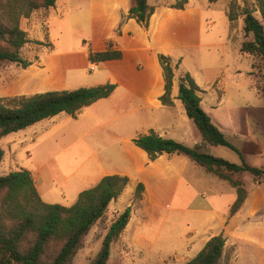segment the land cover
Listing matches in <instances>:
<instances>
[{
    "label": "rangeland",
    "instance_id": "rangeland-1",
    "mask_svg": "<svg viewBox=\"0 0 264 264\" xmlns=\"http://www.w3.org/2000/svg\"><path fill=\"white\" fill-rule=\"evenodd\" d=\"M120 1L123 9L133 3V0ZM179 1L148 0L155 7V13L147 28L136 21L137 27L128 22L130 18L124 15L119 3L108 0H61L62 10L58 14L48 15V9H38L29 17H22L20 27L29 42L23 47L21 57L30 62V66L24 69L12 62H0V103L13 106V100L20 96L97 86L121 68L139 65L154 68L158 57L165 55L170 58L174 76L188 73L195 80L204 111L246 162L264 168V61L258 56L242 55L234 47L252 40L243 30L244 9L254 11L264 25L261 14L264 5L257 0H186L182 9L173 8ZM231 7L236 15L234 21L228 20ZM117 19L119 25L114 30L113 23ZM194 19L196 24L183 32L186 24L193 23ZM148 29L152 30V35L147 34ZM160 31L175 33V36L182 33L181 42L171 44L165 34L158 33ZM229 33L232 42L228 39ZM115 34L123 38L115 40ZM37 37L42 41H36ZM137 37L141 44L135 42ZM111 40L124 48L125 60L91 64L89 52ZM136 49L144 50L140 57ZM179 104L181 111L175 118L182 122L181 115L187 117L180 101ZM112 106V101H101L75 116L70 115L69 119H47L40 125L3 137L0 176L24 169L21 167H32L40 158L50 157L60 166L51 182L52 202L66 207L75 180L69 175L78 167L76 156L81 159V152L75 145L71 147V143L84 138L101 158L106 150L113 149L112 139L104 133L109 127L101 124L105 121L102 116L110 112ZM190 122L193 129L185 144L188 147L196 146L200 138L198 129ZM61 130H69V148L65 138L59 139L60 135L53 141L55 133ZM125 131V135L128 134ZM28 134L36 135L34 143L29 142ZM140 136L143 135L137 138ZM52 141L53 148H50ZM210 154L241 164L240 156L228 147L210 146ZM194 168L187 170L171 206L146 210L144 202L140 207L144 214L139 209L131 214L126 229L112 244L106 264H187L204 247L208 233L221 234L218 218L213 216L214 223L208 229L197 210L213 202L215 209L224 211L229 197L223 192L217 197L216 192H221L225 185L202 168ZM192 170L197 171L191 175ZM64 179L66 181L62 182ZM244 181L252 193L245 210L248 219L228 234L220 264H264V183L260 184V180L249 173H245ZM135 183L130 182L124 193L110 203L106 215L85 237L73 264H91L117 216L128 206L133 210ZM44 190V186L39 189L43 199L48 201Z\"/></svg>",
    "mask_w": 264,
    "mask_h": 264
},
{
    "label": "trees",
    "instance_id": "trees-1",
    "mask_svg": "<svg viewBox=\"0 0 264 264\" xmlns=\"http://www.w3.org/2000/svg\"><path fill=\"white\" fill-rule=\"evenodd\" d=\"M56 1L0 0V62H12L24 69L30 66V62L21 57L23 47L29 42L26 32L20 27L21 18L29 17L35 10L54 7ZM257 1L264 5L263 0ZM133 3L127 17L147 28L155 7L148 0H133ZM186 3V0H181L173 8L182 9ZM261 14L264 20V8H261ZM228 18L230 21L236 19L232 7ZM243 30L245 36H251L252 40L242 42L240 52L258 56L264 61V25L249 8L244 9ZM122 58L123 52L116 49L113 42H108L103 51H90L88 54L91 64ZM158 61L165 81L160 101L164 105H172L174 70L169 57L160 55ZM116 88L114 83H105L75 90H48L29 97H16L13 106L0 103V140L63 112L75 116L93 103L108 98ZM200 92L191 75L182 74L177 98L186 116L200 132L203 142L212 147L231 148L240 156L241 164L214 157L202 152L199 146L188 147L154 132L135 138L133 142L152 161L163 153L186 154L195 165L234 188L236 200L231 207V215H234L247 198L245 173L258 178L262 184L264 168L248 164L240 151L213 124L201 105ZM3 156L4 151L0 147V164ZM128 183L126 176H105L93 187L82 191L72 206L65 207L43 202L28 170L0 176V264H73L85 237L105 216L110 203L120 197ZM144 190V185L138 183L133 203L142 200ZM131 214L132 206H128L117 216L91 264L107 263L111 246L126 229ZM225 244L222 234L212 237L187 264H220Z\"/></svg>",
    "mask_w": 264,
    "mask_h": 264
},
{
    "label": "crops",
    "instance_id": "crops-1",
    "mask_svg": "<svg viewBox=\"0 0 264 264\" xmlns=\"http://www.w3.org/2000/svg\"><path fill=\"white\" fill-rule=\"evenodd\" d=\"M60 1L61 0H57L55 6L48 9V15L58 14V12L62 10L60 7L63 5V2L60 5ZM108 2H118L119 8L122 10L125 16L128 14L129 8L134 4L132 3L131 6H127L123 9V3L120 0H108ZM197 20L194 19L192 21L193 23L186 24L187 27L183 29V32H185L190 26L196 24ZM127 21L132 23L135 27H137L138 25L133 19H129ZM113 25H116L114 28V30H116L119 25L118 19L113 23ZM119 31L121 32L122 30L119 29ZM146 32L148 35H152V30L148 29ZM158 33L165 34L171 44H178V42H181L179 41V35H182V33H179L178 36H175V33L171 35L170 33L167 34L163 31H160ZM229 35L230 33L228 34V39L231 41ZM122 38L123 36L115 34V40H120ZM135 39V42L137 44H141V39L139 37ZM36 41L41 42L42 40L38 39L37 37ZM108 42L109 41H104V43H102L99 48L94 49L93 51H103L106 48ZM110 42H113L116 49H120L123 52V58L121 60L107 61L104 63L125 60L126 51L124 50V48L120 47L117 41L111 40ZM234 47L239 51L240 54H242L240 52V46L236 47L234 45ZM142 52H144V50H135V53L139 57ZM179 61L181 62V60ZM104 63H100L98 65H102ZM155 65L156 66L154 68H145L142 65L135 66L136 68L133 66H130L128 68H121L114 76L110 75L106 80L98 83L99 85L108 81L117 85V88L110 97L101 99L88 106L91 107L100 103L101 101L113 102L111 111L102 116V119H105V121L101 123L103 124L102 127H109V129L105 130L104 133L105 135L109 134L110 138L112 139L113 149L110 150L109 148L108 150H106L101 158L95 152L94 148H92L89 143L84 140V138H82L81 140L77 139L75 144L73 142L71 143V147L75 145L76 149L81 152V159L76 156L75 160L79 162L78 167L75 171L72 172V174L69 175V178H73L75 180L73 182V188L70 191V196L68 199L69 205H67L66 207L72 206L77 201L78 196L82 191L93 187L103 177L108 175L126 176L129 178V183L135 181L136 183L132 190L133 195L138 183H142L144 185L145 190L143 192L142 200H140L137 204H133L132 214H135L137 209H139L140 212L144 214L140 209L144 202L146 203V210H162L175 203L177 192L181 184L183 183L187 170L191 167L195 169L194 167L197 165H195L190 160V158L183 153H163L159 155L157 159L152 161L143 150H141L137 146L135 147L132 143V140L137 138V136L146 135L150 131H154L158 136L164 138L169 137L173 140H179L181 141V143L186 144L188 136L193 129L190 122L191 120L187 116V118H185L183 114L181 115L182 122H179L178 119L175 118L176 114L181 111L179 104L180 100H178L177 96L179 81L183 73L181 74L179 72L181 76H178V74H176L173 79V87L171 91L173 104L164 105L160 101V97L164 94L165 86L163 71L158 63V60L157 64ZM176 81H178V83ZM67 115V113L63 112L53 118L69 119L70 115ZM43 121L33 126L40 125ZM117 122H119V124H117ZM114 126L118 129H121L123 133L121 134L114 131ZM125 130L128 131V134L126 135ZM86 134L89 135V133ZM27 136L29 138V142H35L36 135L28 134ZM57 136H59V139L65 138L68 142L69 148V130H61L60 132H56L53 141H56ZM53 141L50 145V148H53ZM117 142L119 144H117ZM194 146L195 145H193L192 147ZM196 146H199L202 152L210 154V146L203 142L201 134ZM66 151L67 149L65 150V152ZM21 168H24L31 173L40 197L45 203L58 204L56 202H52L53 197L51 196L50 191L53 184L51 182L57 174L55 170H58L60 166L54 163V160L52 158H40L39 161L33 163L32 167ZM196 171L197 170H192L191 175H193ZM65 181L66 179H64L62 182ZM220 182L225 186L221 187V192H216L217 197L221 196L222 192L225 193L227 197H229L225 210L218 211L217 209H215V205L213 204V202H211L210 205H204L197 211L200 213L199 218L203 221V223L208 225V229H210L212 224L214 223L213 216L218 218L221 223L220 232L227 242L228 234L232 231V229L234 230L236 227L242 224L243 220L248 219L245 218V210L247 204L251 201L252 193L246 187L247 198L244 204L236 214L231 215V207L236 200V191L228 184L222 181ZM42 185L44 186V192L48 201H45L43 199V195L39 191L40 188L43 189ZM70 188L71 186L69 185V189ZM131 202L133 203V199ZM178 210L181 209L179 208ZM116 212L119 213V211ZM212 232L207 234L204 244L207 243V241L212 237L217 236Z\"/></svg>",
    "mask_w": 264,
    "mask_h": 264
}]
</instances>
